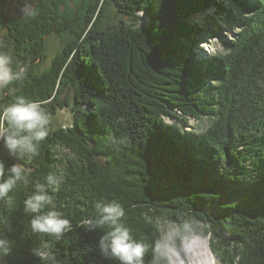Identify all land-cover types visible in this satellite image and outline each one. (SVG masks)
Instances as JSON below:
<instances>
[{
	"label": "trees",
	"instance_id": "16d2710c",
	"mask_svg": "<svg viewBox=\"0 0 264 264\" xmlns=\"http://www.w3.org/2000/svg\"><path fill=\"white\" fill-rule=\"evenodd\" d=\"M223 1L39 0L8 17L0 0V40L13 66L28 68L0 105L24 96L50 118L36 156L17 160L0 145V159L23 163L28 177L0 200V229L13 241L7 264H41L37 244L60 264H118L97 248L107 226H82L99 215V199L124 209L145 264L158 240L171 264L160 222L174 227L169 244L183 260L184 244L201 236L217 264H264V0ZM202 12L204 23L188 20ZM144 17L149 24L137 25ZM218 17L238 30L228 37ZM53 33L61 47L39 70ZM206 33L220 50L197 57ZM69 106L71 124L57 125ZM192 119L207 124L187 129ZM59 147L74 154L65 164ZM58 168L65 179L54 199L72 226L59 240L32 234L21 211L33 184Z\"/></svg>",
	"mask_w": 264,
	"mask_h": 264
},
{
	"label": "clouds",
	"instance_id": "9594fccd",
	"mask_svg": "<svg viewBox=\"0 0 264 264\" xmlns=\"http://www.w3.org/2000/svg\"><path fill=\"white\" fill-rule=\"evenodd\" d=\"M28 68L24 64L13 66V58L8 45L0 40V95L14 92V86L22 83ZM50 118L41 105L24 96H15L10 103L0 105V145L9 157L17 160L30 159L38 154L40 143L49 133ZM62 168L49 173L43 183L35 182L32 191L22 204L21 211L29 218L32 234L49 235L59 240L71 231V223L60 211L54 199L64 182ZM28 177L19 163H6L0 159V200L8 197L18 185H27ZM93 206L99 214L94 220H85L86 230H96L98 226H107L97 241L101 257L118 264H145L146 245L134 237L123 222L124 209L115 200H95ZM13 241L0 229V264L4 257L11 254ZM150 264H168V258L158 240L153 246ZM32 255L41 264H60L57 256L46 244H37L31 249Z\"/></svg>",
	"mask_w": 264,
	"mask_h": 264
},
{
	"label": "rangeland",
	"instance_id": "374dc122",
	"mask_svg": "<svg viewBox=\"0 0 264 264\" xmlns=\"http://www.w3.org/2000/svg\"><path fill=\"white\" fill-rule=\"evenodd\" d=\"M38 1L39 0L34 1V5L31 6V10H33L35 8V5L38 3ZM223 3L226 7H233L234 6L233 3L231 2V0H227V2L223 1ZM17 8H20V5L18 4L17 0H12L11 2H9L8 3V12H7L8 17L22 16V15H25L28 13L27 11L26 12H18L16 10ZM210 11L213 12V10H211V9H210ZM204 13L205 12L192 15L190 18H188V20L191 22L196 21L199 23H204V18H203ZM229 14H232V13L230 12ZM112 15H114V14H112ZM222 16H223V14H222ZM122 18H123V16H122ZM124 18L127 19V16H124ZM218 18L219 19H218L217 23L220 25L221 30L228 34V37L232 36L233 33L238 30V27L236 26V24L233 23V25H230V24L228 25L225 21L221 20V17H218ZM113 19L116 21L118 20L117 17H114ZM145 24L146 25L149 24L147 17L141 18L137 23V25H145ZM215 29H217V28H215ZM205 37L206 38L204 40H202L200 45H198V47L195 49V53H196L197 57L205 56V54L209 55L208 53L213 55L215 52L220 50L219 45L216 43V40H219V39H217L215 37H211L210 34H208V33H206ZM211 40L215 43L212 44ZM59 47H61V38L58 36L57 33H53L48 38V41L45 44V51H46L47 57L40 64L39 70H42V69L46 68L47 66H49L50 60L53 57V54L56 52V50ZM204 52H205V54H204ZM72 117L73 116H72L71 107L69 106V107H65L63 109H59L57 114L55 115L54 119L57 122V125L59 124L62 126H66V125L71 124ZM206 124H207V119H204L200 122L192 119V121L190 123L191 127H188L187 129L193 128L192 125L193 126L198 125L199 128H204ZM57 125H55V126H57ZM73 155H74L73 152L69 148L59 147V151H58L59 158H58V160H60V164L61 163L65 164V159L67 157H70ZM160 227L162 230L161 231V241H162L163 245L166 247L167 252L171 255V264H189L192 257H194L195 255H198V253L202 252L201 247H203V245H207L208 249L210 250L209 244H208V238L196 236V237L192 238L189 243L184 244L186 259L183 260L178 255V253L176 251L172 250V248L169 244V241L171 239V235L173 233L174 227L170 224L163 223V222H160ZM210 253H211V255L215 261V264H217V261L215 260L214 255H213L211 250H210ZM4 261H5V259H4ZM5 264H7L6 261H5Z\"/></svg>",
	"mask_w": 264,
	"mask_h": 264
},
{
	"label": "bare ground",
	"instance_id": "6f19581e",
	"mask_svg": "<svg viewBox=\"0 0 264 264\" xmlns=\"http://www.w3.org/2000/svg\"><path fill=\"white\" fill-rule=\"evenodd\" d=\"M201 251L202 252L198 253V255H195L194 257L191 258L189 264H215V261L211 255L210 250L208 249L207 245H203V247H201Z\"/></svg>",
	"mask_w": 264,
	"mask_h": 264
},
{
	"label": "flooded vegetation",
	"instance_id": "af4514ba",
	"mask_svg": "<svg viewBox=\"0 0 264 264\" xmlns=\"http://www.w3.org/2000/svg\"><path fill=\"white\" fill-rule=\"evenodd\" d=\"M12 0H8V3L11 2ZM18 4L20 5V8H17L16 10L18 12H30L31 11V6L34 5L35 0H17Z\"/></svg>",
	"mask_w": 264,
	"mask_h": 264
},
{
	"label": "water",
	"instance_id": "95a60500",
	"mask_svg": "<svg viewBox=\"0 0 264 264\" xmlns=\"http://www.w3.org/2000/svg\"><path fill=\"white\" fill-rule=\"evenodd\" d=\"M19 164H20L21 166H24L23 163H21V162H19Z\"/></svg>",
	"mask_w": 264,
	"mask_h": 264
}]
</instances>
